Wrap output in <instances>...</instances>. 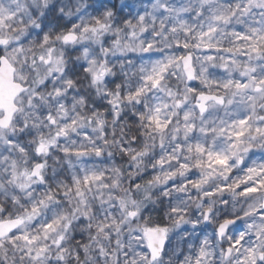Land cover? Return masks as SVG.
<instances>
[{
    "label": "snow or ice",
    "instance_id": "obj_1",
    "mask_svg": "<svg viewBox=\"0 0 264 264\" xmlns=\"http://www.w3.org/2000/svg\"><path fill=\"white\" fill-rule=\"evenodd\" d=\"M0 264H264V0H0Z\"/></svg>",
    "mask_w": 264,
    "mask_h": 264
},
{
    "label": "rangeland",
    "instance_id": "obj_2",
    "mask_svg": "<svg viewBox=\"0 0 264 264\" xmlns=\"http://www.w3.org/2000/svg\"><path fill=\"white\" fill-rule=\"evenodd\" d=\"M115 162L116 163H122V161L120 160V157L118 155L115 158ZM166 210H167L166 203L163 204V205H157L155 207H150L148 209V211L151 212V214L153 215V217H157V218L163 216L164 213L166 212ZM178 242H179V237L178 236L174 237V239H173V245H175Z\"/></svg>",
    "mask_w": 264,
    "mask_h": 264
}]
</instances>
